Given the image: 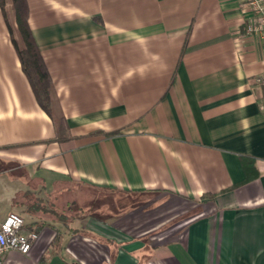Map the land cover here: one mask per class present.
Listing matches in <instances>:
<instances>
[{
	"label": "crops",
	"instance_id": "crops-1",
	"mask_svg": "<svg viewBox=\"0 0 264 264\" xmlns=\"http://www.w3.org/2000/svg\"><path fill=\"white\" fill-rule=\"evenodd\" d=\"M27 4L68 138L0 1V223L26 193L50 203L29 254L4 264H264V44L242 36L243 0ZM87 188L159 195L61 221Z\"/></svg>",
	"mask_w": 264,
	"mask_h": 264
},
{
	"label": "trees",
	"instance_id": "trees-1",
	"mask_svg": "<svg viewBox=\"0 0 264 264\" xmlns=\"http://www.w3.org/2000/svg\"><path fill=\"white\" fill-rule=\"evenodd\" d=\"M1 7L6 12V4L8 0H0ZM12 4L16 29L20 36L22 45L20 46L14 37V30L10 27V32L14 46L17 50L22 69L26 74L33 92L41 108L50 116L56 126L58 139H67L68 125L66 118L59 109L58 99L52 84L51 77L44 62L40 49L34 39L32 30L29 24V7L27 0H9ZM29 198L27 202H19L16 200L13 205L24 207V212L32 220L38 212L47 213V202L43 198L29 196L28 193L24 195V199ZM32 197L35 199L33 200ZM60 216L61 221H66L67 218L62 213ZM48 224L46 221H31L28 223L25 220V227L27 230L37 232L40 227Z\"/></svg>",
	"mask_w": 264,
	"mask_h": 264
},
{
	"label": "built area",
	"instance_id": "built-area-1",
	"mask_svg": "<svg viewBox=\"0 0 264 264\" xmlns=\"http://www.w3.org/2000/svg\"><path fill=\"white\" fill-rule=\"evenodd\" d=\"M243 2L250 16L242 36L264 44V0ZM256 81L264 84V78H258ZM38 238L36 232L26 229L25 219L21 215L9 213L0 223V264H4L7 254L11 251L29 254Z\"/></svg>",
	"mask_w": 264,
	"mask_h": 264
},
{
	"label": "rangeland",
	"instance_id": "rangeland-1",
	"mask_svg": "<svg viewBox=\"0 0 264 264\" xmlns=\"http://www.w3.org/2000/svg\"><path fill=\"white\" fill-rule=\"evenodd\" d=\"M75 192V191H74ZM76 197H84V202H80L79 200H75L73 202H68V204L58 205L57 211L61 215L64 212H67V220L74 219L78 211H87L89 215H93L100 219L107 220L112 217V215L126 213L131 211L133 208H140L150 201H154L157 199L159 194L155 193H141V194H130L124 192H113L108 190H95V189H83L80 192H76L74 194ZM34 200L35 198L32 197ZM19 202H27L29 198H18ZM50 202V201H49ZM50 203H48L47 207L49 208ZM55 206V205H54ZM66 211H65V210ZM61 210V211H60ZM64 210V211H63ZM15 213L21 212V207L15 206ZM62 212V213H61ZM79 213V212H78ZM28 223H31V219L28 215H23ZM172 224V223H171Z\"/></svg>",
	"mask_w": 264,
	"mask_h": 264
}]
</instances>
